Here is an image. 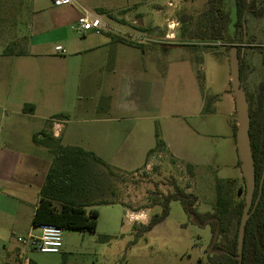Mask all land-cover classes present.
Here are the masks:
<instances>
[{"label":"crops","instance_id":"crops-1","mask_svg":"<svg viewBox=\"0 0 264 264\" xmlns=\"http://www.w3.org/2000/svg\"><path fill=\"white\" fill-rule=\"evenodd\" d=\"M99 9L110 13L101 14ZM151 9L128 20L117 19L102 5L91 9L82 0L77 6L64 7H55L51 0L47 5L40 0H0V156L8 150L4 159L12 166L9 175L0 176V185L26 190L35 182L40 193L52 160L32 138L57 114L67 117L52 120L48 131L63 145L92 151L113 166H132L134 160L144 156L147 161L156 144L161 93L168 88L164 83L179 64L161 66V49L166 56L183 49L174 42L177 31L164 28L158 7L153 4ZM83 10L101 16L110 31L74 34L71 27ZM119 39H129L141 47ZM57 46L66 52L61 54ZM8 47L24 55H4ZM160 66L162 83L160 75L154 73ZM190 79L193 88L192 80L197 78L191 74ZM197 89L203 111L205 94L199 81ZM226 93L234 118L235 96L231 89ZM171 118L180 116L173 114ZM166 133L163 130L161 134L166 152L180 157ZM21 136L37 148L27 144L28 152L21 151L26 146ZM239 161L238 156L234 162L236 176L232 178L240 181L243 175ZM39 193L30 201L26 193L15 197L0 191V196L15 203L12 212L5 208L0 211L11 219L9 235L16 237L23 231L21 214L26 210L33 221ZM36 231L40 234L31 224L26 234L38 236ZM6 238L0 234V240ZM13 259H21L19 250L14 251Z\"/></svg>","mask_w":264,"mask_h":264},{"label":"rangeland","instance_id":"rangeland-1","mask_svg":"<svg viewBox=\"0 0 264 264\" xmlns=\"http://www.w3.org/2000/svg\"><path fill=\"white\" fill-rule=\"evenodd\" d=\"M82 1L91 9L94 5H102L109 8L117 19L128 20L136 18V14L140 12H151L154 4L158 7L161 21L168 20L163 21L164 28L173 30L172 33L177 31L174 42L183 49L173 51L170 56H166L164 49H161L164 54L160 60L161 66L169 62L179 64L175 66V71H171L168 83H164L168 88L165 93H161L160 116L155 128L161 134L163 130L167 132L180 157L163 150L151 153L147 161L145 156L134 160L136 163L132 166L115 165L114 167L127 172V180L116 185V192L130 206L129 209L126 210L119 204L95 207L99 212L96 232L64 231L63 251L60 254H42L18 241V237L27 238L26 232L32 224L27 210L25 215L21 214L23 231L17 232L16 237L12 233L9 235L11 219L0 212V234L7 236L0 240V264H28L30 260L40 264H216L212 256L216 253L215 247L220 236L213 244L216 234L214 219L198 222L184 210L179 201L171 203L169 216L151 231L141 232L136 227L147 224L155 213H161L160 207H149L150 203L159 193L174 192V183L196 197L194 206L199 213L212 214L216 201V180L236 176L234 162L238 158V152L232 123L237 122V110L233 118L226 93L230 89L233 92L229 83L230 53L222 43L206 39L210 35L207 15L209 0ZM252 1L257 6L261 2L250 0ZM40 2L47 5L50 0ZM246 27L248 38L262 40L263 19L250 16ZM73 33L75 34L74 31ZM235 45L245 49L243 85L244 90L253 92L264 75L262 58L254 49L256 47H251L254 45ZM206 46L216 47L213 50L215 52L204 49ZM2 47L0 41V51ZM161 66L154 73L160 75L162 83ZM197 66L205 76L206 93L217 96L211 103L212 113H205L204 108L203 111L200 108ZM191 74L197 78L196 81L192 80L193 88ZM173 114L180 118L172 119ZM21 140L26 145L21 147V151L28 152L29 147L37 148L25 136L24 139L21 136ZM39 150L53 160V155L47 148L39 147ZM4 155L0 156V176H7L12 171V166L4 159ZM189 165L193 166V174L188 169ZM30 185L22 190L5 184L0 185V191L15 197L26 193V199L32 201L39 192L35 182ZM14 204L0 196V211L5 208L12 212ZM35 234L40 235L38 231ZM101 236L109 237V241H100ZM16 250L21 252V259L18 261L13 259Z\"/></svg>","mask_w":264,"mask_h":264},{"label":"trees","instance_id":"trees-1","mask_svg":"<svg viewBox=\"0 0 264 264\" xmlns=\"http://www.w3.org/2000/svg\"><path fill=\"white\" fill-rule=\"evenodd\" d=\"M255 1L237 0L238 20L231 25V6L229 0H209L208 28L210 35L206 39L213 43H222L230 53L235 44H250L257 50L262 58L264 67V31L263 38L256 41L248 38L246 27L247 18L264 20V0L257 6ZM99 13H110L99 9ZM247 29V30H246ZM245 31L247 40H244ZM121 42L141 47V44L129 39H119ZM216 47L206 46L204 49L213 51ZM239 55L241 54V48ZM4 55H24L23 52H12L6 48ZM246 56V52L244 53ZM244 57L240 58V73L243 84ZM200 59H198V66ZM197 66V76L202 92L205 94V113H212L211 103L217 96L207 95L205 92V76ZM244 88V85H243ZM249 104L251 150L255 164L257 187L254 202L260 196L258 205L247 222L244 236L243 254L241 264H264V75L256 90H246ZM67 117L65 114H57L47 122L46 129L33 135V143L36 146L47 148L53 155L45 181L39 193V201L35 209L32 224L56 225L63 231L96 232L99 212L95 207L101 205H121L126 209L130 206L118 196L116 185L127 180V172L122 171L107 163L96 153L77 146L63 145L60 138H56L48 131L52 120ZM233 137L236 141L238 123L232 125ZM156 144L150 150L151 153L166 150L165 142L159 131H156ZM239 167L241 162L239 161ZM188 169L193 174V166ZM263 184L261 186V182ZM174 192L159 193L151 201L149 207H160L161 213H155L147 224L137 227L141 232H149L155 226L163 222L170 213L172 202H181L184 210L198 222L214 219L215 231L219 227L220 240L215 247L212 260L216 264H240L238 252L239 228L245 208L246 186L242 177V183L234 178L217 179L215 185L216 201L214 212L199 213L195 208L196 197L186 192L184 188L173 184ZM148 208V207H146ZM100 241L108 242L109 237L101 236ZM28 264H39L30 260Z\"/></svg>","mask_w":264,"mask_h":264},{"label":"water","instance_id":"water-1","mask_svg":"<svg viewBox=\"0 0 264 264\" xmlns=\"http://www.w3.org/2000/svg\"><path fill=\"white\" fill-rule=\"evenodd\" d=\"M231 6V25L230 28L234 31V24L238 20V6L237 0H229ZM250 3V0H248ZM244 40L246 41V31ZM245 49H241V54L239 55L238 46L235 45L232 47L230 51V65H231V85L233 89V94L235 96L236 108H237V123L238 129L236 133V144L239 160L241 162V171L243 178L245 180L246 186V194H245V208L243 211L242 220L239 228V238H238V252H239V261L241 264L242 254H243V245H244V236L245 229L248 220L250 219L253 211L256 209L260 196L254 202L255 191L257 187L256 181V171L255 164L252 156L251 150V138H250V124L251 119L249 115V104L247 101L246 92L243 88V84L241 81V73H240V58L244 57ZM264 179V176H263ZM263 181L261 182V186ZM219 227L217 228L214 242H217L219 237ZM218 254L224 252H216Z\"/></svg>","mask_w":264,"mask_h":264},{"label":"built area","instance_id":"built-area-1","mask_svg":"<svg viewBox=\"0 0 264 264\" xmlns=\"http://www.w3.org/2000/svg\"><path fill=\"white\" fill-rule=\"evenodd\" d=\"M55 7L77 6L81 0H51ZM71 29L78 35H85L88 32L103 34L110 31L109 27L103 22L101 16L93 14L88 10H83ZM221 45V44H217ZM56 50L61 54L66 51L62 46H57ZM39 236L28 235L27 238L18 237V241L32 249H36L43 254H60L63 249V229L56 225H40Z\"/></svg>","mask_w":264,"mask_h":264}]
</instances>
